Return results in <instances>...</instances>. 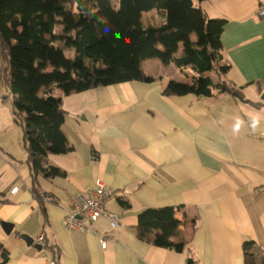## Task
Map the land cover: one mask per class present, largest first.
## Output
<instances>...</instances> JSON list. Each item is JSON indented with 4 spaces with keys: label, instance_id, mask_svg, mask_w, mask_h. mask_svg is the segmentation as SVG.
<instances>
[{
    "label": "crops",
    "instance_id": "crops-1",
    "mask_svg": "<svg viewBox=\"0 0 264 264\" xmlns=\"http://www.w3.org/2000/svg\"><path fill=\"white\" fill-rule=\"evenodd\" d=\"M194 4L208 17L226 20L213 64L228 69L208 74L242 98L215 90L210 96L166 95L167 83L180 82L177 75L188 66L158 58L142 62L151 82L130 80L69 95L54 88L66 112L61 129L71 150L43 159L64 176L37 179L38 190L55 202L41 203L31 191L22 129L13 127L12 96L4 95L0 51V221L32 243L43 235L38 249L0 226V264H186L188 257L194 264H246L247 239L255 243L257 260L264 255V18L255 14L264 0ZM164 21L161 10L142 14L144 25ZM97 180L111 191L105 208L120 226L110 227L101 216L88 231L66 229L70 196L91 194ZM165 206L177 208L182 220L174 236L185 241L181 252L137 236L138 213Z\"/></svg>",
    "mask_w": 264,
    "mask_h": 264
},
{
    "label": "trees",
    "instance_id": "trees-1",
    "mask_svg": "<svg viewBox=\"0 0 264 264\" xmlns=\"http://www.w3.org/2000/svg\"><path fill=\"white\" fill-rule=\"evenodd\" d=\"M67 1L72 4V0H0L1 79L6 96H12L14 122L22 129L31 191L41 203L44 195L56 199L38 190L37 176L65 175L62 169L44 164V157L71 150L61 129L66 112L61 97L52 94L54 88L69 95L130 80L151 82L153 77L145 75L142 62L158 58L194 72L190 82L170 80L163 89L166 95L210 96L215 90L242 98L238 90L208 74L228 69V65L215 69L213 64L226 20L208 17L194 0H118L116 9L111 0H75V10ZM151 9L163 11L161 25L142 23L143 12ZM59 42L71 56L63 53ZM177 211L171 206L140 211L138 238L181 252L185 241L174 239L182 223ZM254 244L243 241L246 264H264V255L255 258ZM186 264H194L193 259L188 257Z\"/></svg>",
    "mask_w": 264,
    "mask_h": 264
},
{
    "label": "built area",
    "instance_id": "built-area-1",
    "mask_svg": "<svg viewBox=\"0 0 264 264\" xmlns=\"http://www.w3.org/2000/svg\"><path fill=\"white\" fill-rule=\"evenodd\" d=\"M255 14L264 18V6L259 5L256 8ZM39 194L42 193L39 191ZM111 195L102 181L97 180L96 186L91 194L85 195L83 193H75L69 198V208L65 211L63 218V225L66 229H80L82 231L90 230V224L99 217H106L109 221L110 227L116 228L120 226V219L117 215L110 213L105 208V200ZM53 198L44 195L43 201L51 202ZM53 202V201H52ZM35 241L42 243L43 235L40 234ZM105 240H101L102 247H105ZM51 261V260H50ZM53 264V262H50Z\"/></svg>",
    "mask_w": 264,
    "mask_h": 264
},
{
    "label": "rangeland",
    "instance_id": "rangeland-1",
    "mask_svg": "<svg viewBox=\"0 0 264 264\" xmlns=\"http://www.w3.org/2000/svg\"><path fill=\"white\" fill-rule=\"evenodd\" d=\"M68 2V1H67ZM68 4H71L70 2H68ZM112 5L113 7L116 9L117 6H118V3L117 1H113L112 2ZM71 7L73 10H75L76 8V3H75V0H72V4H71ZM59 27V26H58ZM57 32L58 33H61L62 30L60 28L57 29ZM58 44H60L62 46V50L64 51L63 53L66 55V56H71L72 55V52L67 50L64 43L63 42H59ZM47 71H50V69L48 68ZM188 73H190L189 75H187ZM191 75H192V71L190 68H185L184 72L183 73H180V75H177V78L180 80V82H190L191 81ZM59 93L61 94V92L59 91ZM6 95V94H4ZM13 127H20V125L18 124H15V126Z\"/></svg>",
    "mask_w": 264,
    "mask_h": 264
},
{
    "label": "water",
    "instance_id": "water-1",
    "mask_svg": "<svg viewBox=\"0 0 264 264\" xmlns=\"http://www.w3.org/2000/svg\"><path fill=\"white\" fill-rule=\"evenodd\" d=\"M0 226L6 234H9L10 232H12L14 235L20 234L19 231L13 230V224L10 222L0 221ZM20 237L26 242L27 245L32 244L34 247L41 249V245H39L38 243H32L33 239L31 237H29L28 235L20 234Z\"/></svg>",
    "mask_w": 264,
    "mask_h": 264
}]
</instances>
